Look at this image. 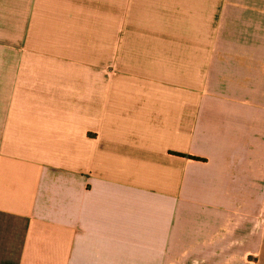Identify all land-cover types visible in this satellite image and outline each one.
<instances>
[{
	"label": "crops",
	"instance_id": "crops-1",
	"mask_svg": "<svg viewBox=\"0 0 264 264\" xmlns=\"http://www.w3.org/2000/svg\"><path fill=\"white\" fill-rule=\"evenodd\" d=\"M0 264H264V0H0Z\"/></svg>",
	"mask_w": 264,
	"mask_h": 264
}]
</instances>
